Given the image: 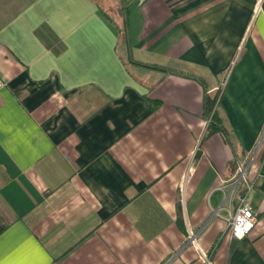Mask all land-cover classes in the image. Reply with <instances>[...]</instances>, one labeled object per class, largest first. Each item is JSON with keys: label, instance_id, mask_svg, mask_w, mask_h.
I'll use <instances>...</instances> for the list:
<instances>
[{"label": "crops", "instance_id": "1", "mask_svg": "<svg viewBox=\"0 0 264 264\" xmlns=\"http://www.w3.org/2000/svg\"><path fill=\"white\" fill-rule=\"evenodd\" d=\"M0 77V264H264V0H0Z\"/></svg>", "mask_w": 264, "mask_h": 264}, {"label": "built area", "instance_id": "2", "mask_svg": "<svg viewBox=\"0 0 264 264\" xmlns=\"http://www.w3.org/2000/svg\"><path fill=\"white\" fill-rule=\"evenodd\" d=\"M4 81L0 77V88ZM209 122V120H208ZM246 165H240L237 168L236 175L225 185L228 186L224 194L223 202L216 210V213L222 216L226 222V231L231 238H241L246 235L255 224V215L250 202V190L252 184H248L245 176ZM192 168L189 169L191 174ZM187 174V176L189 175ZM245 185L244 188L242 186ZM236 198V205L232 209V201ZM219 210H224L225 214H219ZM189 240H194V235L189 236Z\"/></svg>", "mask_w": 264, "mask_h": 264}, {"label": "trees", "instance_id": "3", "mask_svg": "<svg viewBox=\"0 0 264 264\" xmlns=\"http://www.w3.org/2000/svg\"><path fill=\"white\" fill-rule=\"evenodd\" d=\"M216 96H219L218 94H216V91L213 95L210 94H205L204 95V109L206 111V113L210 114V119L209 122L207 124L206 130H208V132H212L214 130H216V128L214 127L215 124H217V119L215 116V112L212 111V107L213 104L215 102ZM218 129H221V127H218Z\"/></svg>", "mask_w": 264, "mask_h": 264}, {"label": "rangeland", "instance_id": "4", "mask_svg": "<svg viewBox=\"0 0 264 264\" xmlns=\"http://www.w3.org/2000/svg\"><path fill=\"white\" fill-rule=\"evenodd\" d=\"M222 83H223V80L221 81V84H219L218 88L216 89V94L218 95H219V92L221 91ZM217 100H218V96H216L215 102L212 107L213 109L212 111H214L215 105L217 104Z\"/></svg>", "mask_w": 264, "mask_h": 264}]
</instances>
